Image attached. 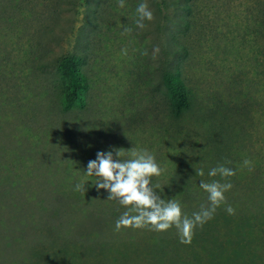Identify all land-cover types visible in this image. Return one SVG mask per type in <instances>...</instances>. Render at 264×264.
Returning <instances> with one entry per match:
<instances>
[{"label": "rangeland", "instance_id": "rangeland-1", "mask_svg": "<svg viewBox=\"0 0 264 264\" xmlns=\"http://www.w3.org/2000/svg\"><path fill=\"white\" fill-rule=\"evenodd\" d=\"M141 2L154 15L143 30ZM263 21L264 0H0V264H170L167 251L199 264H264ZM64 57L88 84L68 111ZM176 71L191 100L179 118L162 83ZM132 147L155 156L165 171L152 184L180 203L188 189L204 192L200 180H220L207 173L229 161L235 214L222 204L211 233L203 225L177 250L167 248L171 229L116 231L126 208L84 171L98 151ZM81 181L85 194L73 191Z\"/></svg>", "mask_w": 264, "mask_h": 264}, {"label": "clouds", "instance_id": "clouds-1", "mask_svg": "<svg viewBox=\"0 0 264 264\" xmlns=\"http://www.w3.org/2000/svg\"><path fill=\"white\" fill-rule=\"evenodd\" d=\"M118 6L123 8L124 0H118ZM135 11L136 27L143 30L146 27L145 21L150 22L154 19L153 12L146 2L139 3ZM122 28V34L132 31L128 27ZM127 51L126 48H122L121 54L127 55ZM158 51V48L153 49V58ZM142 54L149 53L145 50ZM227 163L230 162L218 164L207 173L209 177L219 176L220 180H200L199 187L207 193V201L191 215L183 212L179 200H165L157 193L156 189L160 186L152 184V177H159L165 169L147 149L132 147L128 150L112 148L108 151H98L95 159L88 161L84 174L86 177L97 178L94 186L98 192L101 189L107 192L106 200H116L119 205L126 208L115 222L116 231H120L121 228H133L164 232L174 227L180 243L190 245L195 229L203 227L211 220L222 204L226 205L225 211L229 215L235 214V209L227 204L225 193L233 187L228 178L236 173L226 166ZM243 166L249 171L253 170L250 160H244ZM195 171L200 177L205 175L203 168ZM85 184L86 181L76 183L73 191L85 194L87 190Z\"/></svg>", "mask_w": 264, "mask_h": 264}, {"label": "trees", "instance_id": "trees-1", "mask_svg": "<svg viewBox=\"0 0 264 264\" xmlns=\"http://www.w3.org/2000/svg\"><path fill=\"white\" fill-rule=\"evenodd\" d=\"M262 26L264 28V21ZM57 68L61 75L59 93L61 97L62 110L68 111L76 101L80 100L81 92L87 89L88 87L87 79L85 75L81 72L78 66V61L73 57L62 58L58 62ZM162 83L167 92L166 96H167L169 111L173 117L179 118L183 113L187 112L190 109L191 100L189 96V90L186 88L183 80L180 79L179 73L177 71L175 73L169 72L164 74L162 77ZM185 194L187 197L182 199L183 202L181 200V203L186 205V210L188 211L186 214L188 215H191L192 212L199 210L201 204H204L207 201V193L204 192L200 193L199 191L195 190V188L188 189L187 191H185ZM77 209H78V211L76 210L77 212H81L82 211L81 205ZM222 218L225 220V223L227 224L229 220L226 219L225 217ZM93 219H95L93 221L94 224L100 223V220L98 219L97 216H94ZM213 225H216V223H209V222L205 223L203 228L205 230L203 229L202 230L205 231L206 234H210ZM170 229L171 230L168 231L167 234L169 233L172 234L176 232V229L174 227ZM198 229L199 227L195 229L196 232L198 231ZM79 235L81 234L79 233ZM151 236H152L151 234H147V236L143 239V242H145V240L148 238L152 243ZM170 238L172 239L166 242L170 244L167 248H171V250H177V248H179L180 245L182 246L178 237H173L171 235ZM77 243L79 244H76L75 246L80 249L81 247L78 246H84L83 244L86 243V240L84 242H77ZM166 243L157 244L156 242L151 245L154 251L159 249L164 250ZM138 244H140V242ZM88 249H91V247ZM185 255L186 254L180 255L176 251H170L168 254L167 251L165 254V258H166L165 260H167L166 262L170 264H192V263L199 264L198 263L199 258H196L195 255L190 257L188 255L187 256ZM210 255L211 253L207 252L205 254V257H209Z\"/></svg>", "mask_w": 264, "mask_h": 264}]
</instances>
